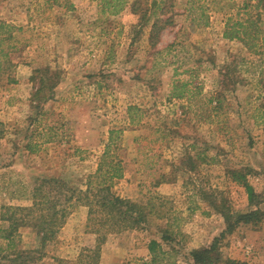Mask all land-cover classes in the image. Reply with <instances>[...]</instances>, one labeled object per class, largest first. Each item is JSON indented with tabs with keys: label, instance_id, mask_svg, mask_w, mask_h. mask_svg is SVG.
Here are the masks:
<instances>
[{
	"label": "rangeland",
	"instance_id": "374dc122",
	"mask_svg": "<svg viewBox=\"0 0 264 264\" xmlns=\"http://www.w3.org/2000/svg\"><path fill=\"white\" fill-rule=\"evenodd\" d=\"M140 1V9L152 2ZM243 1L170 0L161 18L172 22L152 45L156 17L141 22L130 7L111 15L98 0H0V22L17 28L18 41L10 50L16 81L5 75L0 82V264H24L32 250L31 264L89 263L96 235L86 227L83 201L67 207L62 227L44 246L29 223L9 244L2 215L5 207L32 205L37 179L85 191L111 131H118L113 150L125 167L112 192L142 204L148 215L141 226L109 235L98 264H195L192 251L213 243L217 264H264V219L228 232L210 204L224 200L232 213L250 209L231 169H250L248 180L264 198L258 113L264 50L251 52L223 36L227 17ZM227 64L235 83L226 91ZM182 83L190 98L173 95ZM219 92L222 108L214 111L209 99ZM258 208L264 212V201ZM153 240L162 248L157 262L149 252Z\"/></svg>",
	"mask_w": 264,
	"mask_h": 264
},
{
	"label": "trees",
	"instance_id": "16d2710c",
	"mask_svg": "<svg viewBox=\"0 0 264 264\" xmlns=\"http://www.w3.org/2000/svg\"><path fill=\"white\" fill-rule=\"evenodd\" d=\"M102 12L111 15H118L127 7L132 9L134 14L139 15L140 21H146L150 15L156 19L152 23L149 41L155 45L161 32L171 24V17L162 19L165 15L170 0H152L146 9H140V0H98ZM264 0H244L235 13L230 14L225 21L223 36L228 40L241 41L251 52H262L264 50ZM17 30L15 26L7 22H0V82L5 75L9 76L8 81L14 83L15 77L9 73L13 62L10 50L16 49L18 41L14 35ZM262 50V51H261ZM262 54V53H261ZM224 79L222 85L227 91L231 82L230 73L233 72L232 64L222 67ZM188 83H182L179 91L173 93L178 98H190V92L186 87ZM175 89H177L175 87ZM209 104L214 111L222 108V93H217L209 99ZM138 110L136 106H130L129 111ZM261 119L264 122V105L258 108ZM134 124H141L140 120ZM118 131H111L109 142L100 159L96 173L88 180L85 191L69 187L66 182L60 179H37L32 189V205L30 207H5L2 218L9 222L5 231L9 244L13 243L17 228L20 225L31 224L40 237L43 246L53 240L57 230L62 227L67 215V207L74 201H83L88 208L87 229L88 232L96 235V245L87 255L88 264H98L101 257L102 246L106 243L109 235L120 233L126 230L141 226L147 218L148 212L142 204L130 199L120 197L112 192L114 179H121L125 175L123 160L113 150L116 146L114 134ZM3 135V123L0 121V139ZM115 144V145H114ZM117 148V147H116ZM27 149L33 151L32 144L28 143ZM191 160V159H190ZM192 162V161H191ZM189 164H192L189 162ZM152 167V166H151ZM194 169V166L192 165ZM250 169H231L229 171L232 180L245 189L248 197L249 210L232 213L222 200L210 199L211 206L220 212L227 224V231L232 232L241 224L258 226L264 219V212L258 208L264 201L261 194L257 193L248 180ZM205 197H216L213 194L203 193ZM12 210V212H11ZM11 212V213H8ZM22 214L18 217V214ZM161 244L157 240L149 243V252L152 262H157ZM37 251H29L23 255V263L31 264L35 260L32 254ZM165 253V252H164ZM191 256L195 264H217L221 261V255L216 243L200 250H194ZM226 264H248L228 259Z\"/></svg>",
	"mask_w": 264,
	"mask_h": 264
}]
</instances>
